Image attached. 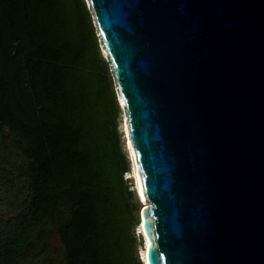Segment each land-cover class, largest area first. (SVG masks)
I'll return each mask as SVG.
<instances>
[{
  "label": "water",
  "instance_id": "95a60500",
  "mask_svg": "<svg viewBox=\"0 0 264 264\" xmlns=\"http://www.w3.org/2000/svg\"><path fill=\"white\" fill-rule=\"evenodd\" d=\"M87 4L147 203L141 264H264V0Z\"/></svg>",
  "mask_w": 264,
  "mask_h": 264
},
{
  "label": "trees",
  "instance_id": "16d2710c",
  "mask_svg": "<svg viewBox=\"0 0 264 264\" xmlns=\"http://www.w3.org/2000/svg\"><path fill=\"white\" fill-rule=\"evenodd\" d=\"M119 111L84 0H0V137L28 188L0 264H141Z\"/></svg>",
  "mask_w": 264,
  "mask_h": 264
},
{
  "label": "rangeland",
  "instance_id": "374dc122",
  "mask_svg": "<svg viewBox=\"0 0 264 264\" xmlns=\"http://www.w3.org/2000/svg\"><path fill=\"white\" fill-rule=\"evenodd\" d=\"M84 1L86 3L87 8L89 9L87 0ZM92 23L95 27L93 18ZM98 43L101 54H103L99 38ZM119 108L120 111L117 120V130L119 134L121 149L126 155L128 162V171L124 174V179L127 181V187L129 188V190L132 191L134 202L140 209L142 207V204L139 200V197L137 196L136 182L135 179H133L134 172L131 166L132 163L130 161V157L127 150V137L123 126L124 114L122 106H120V104ZM23 172L24 165L22 158L17 154V151L9 145L8 142H2V137H0V233L7 228L8 224L12 221V218L17 215L21 207L25 204L24 201L28 195V188L27 181ZM135 233L139 239L140 235L138 233L137 227L135 229ZM139 241L140 240H138L137 242V250L138 253H141ZM138 257L140 259L139 255ZM60 260L61 258L59 257L58 261Z\"/></svg>",
  "mask_w": 264,
  "mask_h": 264
},
{
  "label": "bare ground",
  "instance_id": "6f19581e",
  "mask_svg": "<svg viewBox=\"0 0 264 264\" xmlns=\"http://www.w3.org/2000/svg\"><path fill=\"white\" fill-rule=\"evenodd\" d=\"M122 103V102H120ZM124 129H125V133H126V127H125V121H124ZM126 137H127V133H126ZM127 150H128V153L130 154V157H131V166L133 168V172H134V178L135 179V182H136V192H137V196L139 197V200L141 201V204L143 205H147L146 203V199L144 198V196L142 195L141 191H140V183H139V180H138V176H137V173H136V169H135V165H134V162H133V158H132V154H131V150H130V146H129V142H128V139H127ZM132 172V171H131ZM141 227H138V233H141ZM146 246H147V242H146ZM141 256H142V259L145 263V248H142L141 249Z\"/></svg>",
  "mask_w": 264,
  "mask_h": 264
}]
</instances>
